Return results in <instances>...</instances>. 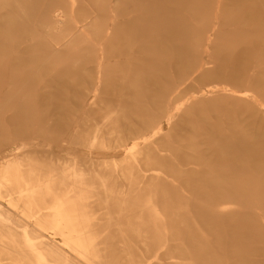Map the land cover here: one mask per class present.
Wrapping results in <instances>:
<instances>
[{"label": "bare ground", "instance_id": "1", "mask_svg": "<svg viewBox=\"0 0 264 264\" xmlns=\"http://www.w3.org/2000/svg\"><path fill=\"white\" fill-rule=\"evenodd\" d=\"M58 1L69 8L66 27L56 5L41 21L24 10L6 19L5 120L21 117L23 90L33 84L31 75L24 80L25 51L42 38L50 53L59 52L93 32L98 38L85 40L82 102L118 107V198L124 187L147 188L180 202L164 209L154 203L146 218L118 215L105 220L118 226L102 225L85 202L96 195L84 193L89 188L79 165L109 160L60 147L58 155L47 152L54 168L39 180L36 170L25 169V179L15 161L4 162L0 197L11 208L0 214L13 222L34 217V230L48 228L53 236L17 242L0 224V262L19 264L8 256L19 247L24 264H264V0H93L102 13L118 4V19L100 22L101 12L90 7L77 17L75 0ZM14 23L34 31L15 39ZM117 32L118 96L101 100L103 54ZM56 115L48 113L41 124ZM71 127L60 126V136L77 135Z\"/></svg>", "mask_w": 264, "mask_h": 264}, {"label": "rangeland", "instance_id": "2", "mask_svg": "<svg viewBox=\"0 0 264 264\" xmlns=\"http://www.w3.org/2000/svg\"><path fill=\"white\" fill-rule=\"evenodd\" d=\"M30 1L35 4V8L30 5ZM92 1L75 0L73 5L77 6V10L74 16L84 15L90 7L91 11L101 12L99 8L94 9L91 6ZM111 5H114V2ZM51 6L61 7V10L66 14L63 27L69 25L67 15L69 8L65 3H59L58 0H0V15H3V18L0 17V169L5 167L4 162L12 163L15 161L14 166L23 170L21 175L25 179L27 174L24 170L32 169L37 171L34 172L33 178L39 180L46 177L48 171H52L54 168V163L46 157L47 152L58 155V148L68 147L73 151H80L81 156L84 158L91 154L93 159L109 160L107 163L100 165L78 164L79 169L85 172L84 182L89 188L85 189L84 193L96 195L85 202L97 209L95 216L103 218L100 222L102 225L114 224L111 226H118V222L114 218L118 215L131 219L140 216L146 218L148 216L145 209L154 203H157L161 209L169 205H177L180 201L175 198L169 199L170 194L168 192L147 188L137 190L124 187L122 196L118 198V118L113 119V116L118 114V107L113 103L108 104L106 109L102 110L103 104L100 102L91 106H87L85 101L82 102L84 88L88 85L86 71L83 68L84 52L88 47L85 40L92 39L94 41L95 38H98L96 35H92L93 28L88 30L92 34L87 36V39L78 37L59 52L50 53L49 45L42 38L38 40L37 44L35 43L25 51L23 62L24 80L31 75L33 84L23 90V102L25 103L21 113H19L21 117L14 124L5 120L7 107L2 101V96L7 81V71L6 66L1 68V60L3 59L2 55L8 49L7 30L5 28L8 22H6V19L12 20L14 15L20 14L21 10H24L35 22V19L40 20L45 15L46 9ZM117 7L118 4H115L106 11L107 13L101 12V15L97 16V21L111 18L118 19ZM10 11L14 13L12 12L9 16H6V13ZM13 25L12 32L16 34L15 39H19L26 31H31L30 26L24 23H14ZM106 27L111 28L110 22H107ZM36 28L37 31H40L37 26ZM65 31H67V28L61 34L54 35L52 38L55 40L61 38L65 35ZM34 34L37 36V33ZM113 37L114 45L110 44L108 50H105L103 54L104 63L105 65L108 64V68L104 72L101 82V94L99 95L101 100H112L115 99V96H118V43L116 42L118 32L114 33ZM42 85L46 87L42 88ZM42 94H45V96H42ZM54 94H60L58 101L54 100ZM54 103L56 104L55 108H53L54 106L51 107ZM30 108L32 115L28 116L26 111ZM57 111H59V117L57 115L53 116V122H50L47 127L41 124L45 121L48 113L52 114ZM112 111L114 112L112 113ZM70 122L71 130L79 129L77 135L60 136L61 130L59 127L61 126L64 129ZM91 123H94V125L99 123L96 124V134ZM82 124L83 126H81ZM113 160H116V162H112ZM125 171L128 173L129 178L130 166ZM101 184L103 186H99ZM150 196L152 197L150 198ZM9 202L8 197H0V208H11ZM176 213L179 214V211H175ZM21 216L23 217V215ZM37 216L39 217V215ZM10 217L18 219L16 215H10ZM107 218H114L115 220L105 222ZM24 219L25 222H13L9 218L7 219L5 215L0 214V224L9 228L7 231L4 230L8 234L15 235L17 242H38L41 239L47 240L53 236V230L48 228L35 231L34 217ZM58 241L60 240L58 239ZM20 249L18 247L11 250L12 252H9L8 256L10 259L18 258L19 264H24L26 254ZM2 250L5 251V248L2 247ZM0 264L12 263L4 260Z\"/></svg>", "mask_w": 264, "mask_h": 264}]
</instances>
